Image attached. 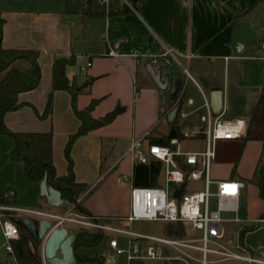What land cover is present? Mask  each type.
Instances as JSON below:
<instances>
[{
	"label": "crops",
	"instance_id": "obj_1",
	"mask_svg": "<svg viewBox=\"0 0 264 264\" xmlns=\"http://www.w3.org/2000/svg\"><path fill=\"white\" fill-rule=\"evenodd\" d=\"M84 4L83 32L87 25L89 29L91 26V33L99 31L104 40L99 43V50L87 54L76 50L73 22L69 25L63 18L67 9L43 10V6H38L34 11H22L14 6L15 9H9L0 0V10L5 20L3 45L40 53L42 76L39 88L21 94L20 101L34 105L42 114L51 90L53 61L74 54L76 64L67 67L66 74L78 86L77 108L82 110L93 100H98L92 111L94 118L105 116L118 105L125 108L112 123L78 138L72 146L76 182L88 186L81 199L91 214L89 216L109 220L117 227L129 226L120 221H124L130 211V190L137 164L130 153L131 147L140 142L141 147L147 149L153 141L167 137L178 116L182 133L187 132L183 128L190 123L192 131L201 133L206 128L209 114L213 118L223 116L243 120L245 133L242 138L221 140L216 145L217 148L219 142L230 146L231 142L242 141L240 157L239 151L236 159L219 161L216 151L211 177L241 180L246 183V188L247 182L252 184L250 180L263 154V142L258 139L262 133L260 116L254 118L253 127L249 129L248 126L253 120L264 82V0L252 9L249 8L250 0H109L107 3L86 0ZM93 4H100L102 8L94 10ZM125 8L128 13H116ZM109 10L113 14L108 15ZM85 18L93 24H87ZM168 49L174 57L165 55ZM111 52L114 55H110ZM27 64L19 62L16 65L27 69ZM148 66L161 72L162 81L173 76L185 78L178 101L171 99L170 86L167 89L157 86ZM178 67L187 75L180 73ZM89 78L95 79L87 85ZM218 93L222 98V111L216 115L211 104ZM175 107L178 112L170 122L169 116ZM32 110L25 106L8 113L5 116L7 127L12 131H53L54 165L58 175H65V146L69 136L80 126L72 109L71 94L67 91L54 93L53 112L47 120L39 119ZM248 133L251 139L244 143ZM236 163V177L233 178ZM125 176L129 179L127 182ZM30 185L33 189L37 187ZM159 185L162 184L159 182ZM122 192L127 196L123 206L116 196ZM10 193L12 197H8ZM3 195L6 202L0 205L30 211L14 205L17 198L14 190L5 191ZM41 199L45 209L39 212L46 213L50 208L46 200ZM261 201L260 216L264 213V200ZM51 211L66 213L59 209ZM111 234L109 237H114ZM227 240L235 248L228 233ZM112 259L110 256L107 261Z\"/></svg>",
	"mask_w": 264,
	"mask_h": 264
},
{
	"label": "built area",
	"instance_id": "obj_2",
	"mask_svg": "<svg viewBox=\"0 0 264 264\" xmlns=\"http://www.w3.org/2000/svg\"><path fill=\"white\" fill-rule=\"evenodd\" d=\"M108 1L101 0L102 3ZM165 55L174 57L170 49ZM244 133L243 120L223 116L213 118L209 114L206 128L201 133L184 132L182 139L173 137L169 144H150L147 149H143L140 142L131 147L130 153L136 163L147 165L155 160L162 164L160 175L164 177L165 184L155 187H137L132 184L130 211L124 222L127 225L140 220L181 224L184 235L167 238L139 235L87 214L77 213L74 207L65 214L53 215L0 205V225L5 240L7 264H19L13 244L20 237V229L13 218L21 213H32L49 219L54 222V228H61L67 222L103 234L109 232L131 237L126 247L115 237H109L108 240L109 248L117 255H125L127 264H224L232 261L264 264V249L262 256L258 257L257 251L238 245L237 249L243 251L241 253L232 248L227 240L225 224L241 222L238 213L246 183L233 179L213 180L211 177L217 142L240 139ZM196 138L205 142L203 152H186L181 149L183 140ZM128 180L125 176L124 181ZM171 183L178 187L171 190ZM214 199L216 204L213 208ZM224 214H233L235 217L227 219ZM254 224L257 229L264 228V219H258ZM147 241L152 244H147ZM41 260L42 264H48L44 256V244H41Z\"/></svg>",
	"mask_w": 264,
	"mask_h": 264
},
{
	"label": "trees",
	"instance_id": "obj_3",
	"mask_svg": "<svg viewBox=\"0 0 264 264\" xmlns=\"http://www.w3.org/2000/svg\"><path fill=\"white\" fill-rule=\"evenodd\" d=\"M261 0H250L249 8L252 9ZM119 14L128 13L125 8ZM108 15L113 14L110 10ZM115 14V13H114ZM92 17H98L99 14H90ZM5 20L0 10V136L9 137L13 143V148L4 155L5 161L22 163L25 169L27 180L34 185H39L45 175H47L48 186L59 190L62 198L70 202L73 210L77 213L91 215L83 206L81 197L87 191L86 184L76 182L74 174V164L71 158V149L74 142L88 133L102 128L112 123L125 108L118 105L113 111L107 113L101 118H94L92 111L98 100H93L86 108L79 110L76 105L78 95V86L74 80L70 81L66 70L69 66L76 64V56L57 57L52 65V84L51 90L47 96V102L42 114L37 108L27 102L20 101L19 97L23 93L32 92L39 88L42 76L41 66L39 64L40 53L31 49H11L3 45V26ZM26 62L29 68L22 69L16 64ZM95 78H89L87 85H90ZM56 91H67L71 94L72 109L80 120L78 130L69 136L65 146L64 155L67 161V173L58 175L54 165V134L53 131L46 133L12 131L5 123V116L8 113L16 112L19 109L31 107L39 119H49L53 112V98ZM261 118V136L258 137L263 142V154L259 160L251 183L255 184L259 190V197L264 200V82L259 95L253 120L248 128L253 127L254 118ZM182 128L179 116L172 123L171 133L162 139L153 141L152 144H169L173 137L182 139ZM251 139L249 133L244 138V143ZM243 149V148H242ZM242 149L240 150L239 157ZM238 157V158H239ZM162 170V164L159 161H151L149 164H135L133 170V184L137 187H155L159 185V177ZM237 163L232 170L233 178L236 177ZM45 199V198H44ZM4 195H0V203L5 204ZM259 219H264V213ZM20 237L14 242V252L19 264H42L41 243L25 230L20 228ZM255 224L244 227L240 232V242H243L245 233L256 230ZM167 233L169 236L184 235V227L181 224H167ZM75 254L78 256L77 264H106L107 259L94 253H84L85 249L96 248L103 240V233L98 230L79 229L75 233Z\"/></svg>",
	"mask_w": 264,
	"mask_h": 264
},
{
	"label": "rangeland",
	"instance_id": "obj_4",
	"mask_svg": "<svg viewBox=\"0 0 264 264\" xmlns=\"http://www.w3.org/2000/svg\"><path fill=\"white\" fill-rule=\"evenodd\" d=\"M5 3V7H8L9 9H15L14 7H17L18 9L22 11H34L36 7L43 6V10H60L59 7H62L63 11L67 9V13H63V18H65L69 25H71V22H73L72 30L74 33V44L76 45V50L82 53H89L91 50H99V43H103V35L99 36V31H95L94 33H91V26L89 29V26L87 25L85 31L84 29V23L82 22V14L86 7L85 1L86 0H20L19 2L17 0H2ZM94 10H99L102 8L100 4H93ZM86 20L87 24H93V21ZM86 26V25H85ZM28 66V64H27ZM179 68V72L183 73V69ZM164 72L166 73V68H164ZM184 75H187L185 72ZM191 84V81H189ZM191 87V86H190ZM33 111V110H32ZM34 112V111H33ZM35 114V112H34ZM47 120V119H44ZM192 124L190 123L188 127L183 128V131H192ZM192 133L196 134V131H192ZM242 141H234L231 142V145H227L224 142H219L218 146L216 148L217 151V158L219 161H226L228 159H236L241 146ZM14 143L13 141L5 136L0 138V195L3 194L5 191L14 190L17 193L16 202L14 205L18 207H24L30 211H43L45 208L42 207V199L40 196V188L33 187L28 182L26 175L24 173V167L20 163H13L11 161H5L4 155L8 153ZM181 147L183 151L186 152H195L200 153L203 152L205 149V142L202 139L196 138V139H186L181 143ZM214 164V162H212ZM213 167V166H212ZM218 168V167H217ZM215 170V167H214ZM219 170V169H218ZM213 180H231L230 178H224V179H217L213 177ZM159 182L164 185L165 179L161 175L159 177ZM129 186V185H128ZM178 185L171 183L170 189L173 190L177 188ZM116 196L118 198V201L121 202V205L125 204L127 202V196L125 193H116ZM215 199L212 201V207H215ZM263 205V202L261 201V198L258 196V188L255 184H250L247 182V188L244 191L243 199L240 203V209L238 216L241 220L240 223H226V229L228 233V239L232 241L233 246L238 250L239 252H243L241 249H237V246L240 245V232L241 230L246 227L250 226L251 224L255 223L257 219H259L261 207ZM72 206H70L71 208ZM49 208V207H48ZM69 207H61L58 208L59 212H68L67 209ZM51 209V208H50ZM48 210L49 214L53 215H62V214H56L52 212L51 210ZM20 216L24 217H30L37 222L42 220L41 216L32 214V213H21ZM224 218L230 219L234 218L235 215L233 214H224ZM101 222H109V220H100ZM121 224H126L124 221H120ZM60 227H68V229L71 231V234H74L79 229H82L80 225H76L73 223H64ZM122 228L126 230H130L133 233L143 235V236H151V237H158V238H167L169 237L167 233V223L164 222H156V221H135L131 223L129 226H122ZM103 240L102 242L94 249H85L84 253L90 254L94 253L96 255L103 256L106 259H110V256L114 257L115 264H127L126 256L125 255H117L115 254L108 245L109 236H112L111 233L105 232L103 234ZM114 237L119 241V243L122 246H127L131 237H128L126 235L121 234H114ZM143 243V242H142ZM146 243V242H144ZM147 244H152V242L147 241ZM243 245L247 247V249H252L256 252V255L258 257L262 256L263 249H264V229L259 228L251 232L245 233L243 237ZM0 264H7V254L5 250V240L2 234L1 225H0ZM224 264H244L239 261H232L227 262Z\"/></svg>",
	"mask_w": 264,
	"mask_h": 264
},
{
	"label": "water",
	"instance_id": "obj_5",
	"mask_svg": "<svg viewBox=\"0 0 264 264\" xmlns=\"http://www.w3.org/2000/svg\"><path fill=\"white\" fill-rule=\"evenodd\" d=\"M148 71L158 87L167 89L170 86L171 99L175 102L178 101L185 78L173 76L162 81L161 72H155L152 66H148ZM212 102L211 108L214 114L219 115L222 111L221 94L218 93ZM177 112L178 108L175 107L169 116L170 122L175 119ZM40 195L45 198L48 207L51 209L70 207V202L62 198L59 190L48 186L47 175L40 183ZM12 196V193L8 194V197ZM13 222L30 234L35 241L44 244V256L48 264H77L79 258L75 254L76 236L71 234L67 228H54V222L45 218L37 222L30 217L17 216L13 218ZM106 264H115V260H109Z\"/></svg>",
	"mask_w": 264,
	"mask_h": 264
}]
</instances>
